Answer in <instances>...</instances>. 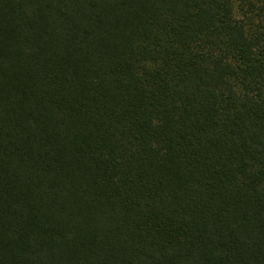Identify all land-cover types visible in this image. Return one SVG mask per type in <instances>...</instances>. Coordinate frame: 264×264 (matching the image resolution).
Here are the masks:
<instances>
[{
  "label": "trees",
  "instance_id": "obj_1",
  "mask_svg": "<svg viewBox=\"0 0 264 264\" xmlns=\"http://www.w3.org/2000/svg\"><path fill=\"white\" fill-rule=\"evenodd\" d=\"M0 264H264V0H0Z\"/></svg>",
  "mask_w": 264,
  "mask_h": 264
}]
</instances>
